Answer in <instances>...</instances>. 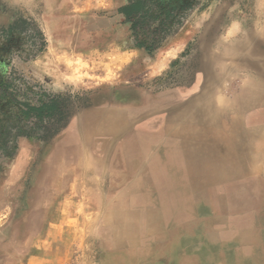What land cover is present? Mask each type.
<instances>
[{
    "label": "rangeland",
    "instance_id": "1",
    "mask_svg": "<svg viewBox=\"0 0 264 264\" xmlns=\"http://www.w3.org/2000/svg\"><path fill=\"white\" fill-rule=\"evenodd\" d=\"M118 7L116 0H0V49L3 46L1 41H6L3 30L11 24L15 26L10 40H14L16 47L4 59L6 74L12 73L17 86L27 91L26 96L18 95V98L37 102L40 98L54 96L64 105L51 118H44L39 123L31 119L29 131L35 135L16 137L11 153L0 148V264H22L36 249L34 245L40 243L39 239L51 221L67 223L65 227L74 240V254L83 249L89 252V243L93 246L92 240L97 234L93 229L116 222V216L107 206L121 202L120 189L131 179L130 175L140 173H144L140 176L155 179L162 177L168 181L169 190L180 189L183 193L180 197L165 199L168 200L165 205L186 219L179 221L174 228L171 226L169 235L164 238L161 232L167 228H159L154 240L155 252L162 248L171 258L201 255L204 257L201 264H217L216 255L225 254V250L235 254L248 248L250 264H258V256H264V96L259 102L262 109L249 108L240 117L250 126L231 130L230 120L239 118L233 110L239 106L235 99L240 90L256 81L264 84V71L254 64V60L261 57V51L254 50L250 62H242L244 55L253 50V45L264 42V0H198L181 27L153 54L134 45L129 24L120 20ZM215 12L220 16L213 17ZM205 26V36L201 37ZM33 28L39 30L45 39L42 51H37V46L32 43L33 40L39 42L34 38ZM215 29L222 37L234 38L240 34L230 42L218 40V47L212 48V52L218 54L224 53L227 44L248 41L249 33L255 35L249 38L252 42L249 41L248 47L244 44L236 55L228 56V62L235 63L233 69L236 66L251 69L238 91L234 92L237 81L243 76L240 70L228 69L221 82L223 85L217 87V103L222 105L225 101L218 126L229 137L230 147L236 149L231 164L245 166L242 175L229 184L241 186L245 193L233 194L222 188L218 194L211 186L202 188L204 182L201 180H198V187L186 190V181L176 161V144L171 141L167 143L169 146L153 151L146 143L147 147H138L142 149L140 159L130 170V160L125 159L121 167L117 163L114 166L113 159H109L111 164L107 167L93 165L91 170L73 159L75 155H83L73 144L81 137L77 129L71 128L76 116L85 113L84 124L91 128L100 112L124 113L152 107L143 95L151 98L163 96L169 101L175 96L191 94L195 72L204 54V41L212 46ZM19 43L23 48L18 47ZM28 52L33 56L26 58ZM102 97L118 101L99 102V105L111 107L89 110L95 99ZM167 101L154 103V106L166 105L165 109L171 112L176 105ZM67 126L70 130L65 134ZM190 129L188 126L187 141L180 148L215 147L209 141L199 143L188 139ZM127 130H123L126 134L123 135L126 138L123 140V154L131 145L130 129ZM181 142L183 140L180 145ZM107 146L111 151L104 152L112 158L113 143ZM93 150L94 155H100L99 150ZM241 151L242 155H239ZM150 159L152 163L144 166L145 160ZM96 169L101 172L97 174ZM189 172L193 173L191 165ZM214 178L211 176L210 179ZM186 194L195 198V208L184 209L177 205ZM217 202L225 205L217 206ZM243 202L247 204L243 206ZM228 212H234L231 219H228ZM177 216L173 218L177 220ZM29 222L36 223L37 229H29ZM219 222L243 225L239 229L240 235L231 232L236 238L234 244L220 247L213 244L211 239L216 236L215 227ZM218 235L224 237L226 234ZM243 238L244 243L239 244L237 241ZM75 258L67 264H82Z\"/></svg>",
    "mask_w": 264,
    "mask_h": 264
},
{
    "label": "crops",
    "instance_id": "2",
    "mask_svg": "<svg viewBox=\"0 0 264 264\" xmlns=\"http://www.w3.org/2000/svg\"><path fill=\"white\" fill-rule=\"evenodd\" d=\"M116 2L120 6L124 4L126 0H116ZM219 16L220 13L216 12L213 15V17ZM119 18L123 21V17L121 15H119ZM207 26L204 27L201 37L205 33ZM209 31L211 32V27L209 28ZM243 32H241V34ZM213 35L214 39H212L214 41H212V46H208L204 41L203 60L205 55L208 57L210 56L209 58L213 57L212 55H216L218 57L216 62H221V64L224 62L227 63L228 56L224 55V53L218 54L212 52V48L218 47V40L232 41L239 37L240 34L234 38H229V36L222 37L218 36L217 29H215ZM230 44H227V46ZM246 46L248 47V43ZM220 56H223L225 59L219 60ZM230 70H240L243 73V76L240 77L239 81H237V88L234 91L236 92L243 83L244 76L246 74H250L251 69H249L248 66H236L235 69L230 68ZM227 72H224V74ZM224 74L223 76H225ZM216 90L217 91L214 93V100L218 102V88ZM143 96L150 103H152V107L147 106L145 109L143 108L144 110H132L128 113L113 111L107 114L104 111L100 112L99 114L101 115L97 117V120L92 124L91 128L88 127L89 129L87 128V125L84 124V118H86L87 115L83 113L79 115L80 118H78L79 116H76L74 121L75 123L71 126V128L73 127V129H77V133L79 132L81 137L76 138V141H74L73 144L76 150L83 155H75V157L73 156V159L81 166L87 167V169L90 170L93 169V165H97L102 168L107 167L111 164L109 159H113L114 166L115 163H117L119 167H121L123 161L121 158L123 154V140L126 139L122 135L124 134L123 127L126 126L125 131L127 128L130 129V133L128 134L130 139L133 140L131 143H134L140 137H147L146 139L148 142L146 145L149 146L152 151L169 146L167 143L171 135L165 129L163 122L165 121L164 118L168 115V113H170V111L167 110L168 108L165 109L166 105H158V107L154 106V103L160 102V104H162L164 101H167V99L165 100L164 97H158V99L147 97L146 95ZM117 101L118 100L115 99L112 101V99H108L107 97H102V99H97V101L95 99L89 110H102L104 107L105 109L111 107L110 105H99V102H101V104H109ZM175 109L176 106L173 107L174 111ZM88 118L90 119V117ZM74 126H76V128ZM202 128H204V132L206 130L209 134H224L222 128L218 126V122L212 125L203 126ZM69 130L70 127L67 126L65 134ZM191 132L194 133L195 130H192ZM226 134H228V132H226ZM185 135L186 129H184L178 138L175 139L179 140V142L175 145L177 148L180 146V140H185ZM110 143H113L112 158H109L108 155L107 157L104 152L108 149L111 151L110 147L107 146ZM133 146L134 148L146 147L145 143H137ZM93 149L99 150L100 155H94L92 153V151H94ZM90 153H92L93 156H91ZM91 160L93 163H91ZM134 161L135 160H130V163ZM148 163H152V160H145L144 166L148 165ZM131 167L133 166L131 165ZM100 172L101 171H98L97 174ZM140 175H144V173L130 175L131 179L123 188L120 189L118 193L121 202L107 206L109 212L116 216V222L109 223L105 228L100 226L93 229L97 234H95L96 237H93V246L89 243V252L86 253L85 249H83L80 253L77 252V254H74L72 246L74 240L69 234L67 227H65L67 223L63 221L58 224L51 221L47 226L44 236L41 235V239H39L40 243L34 245L36 249L30 253L27 258H25L22 264H67L73 260V257H76L75 259L80 261L82 264H201L204 259L201 255H183L177 258L175 257V259L171 258L170 255H168L162 248L161 250L159 249L158 252H155L154 240L155 237H158L159 228H167L165 231L161 232V236L164 238V236L169 235L171 226L173 227L178 224L179 221L186 219L184 216L180 217L178 212H171L169 207L165 205V203L167 204L168 202V200L165 199L180 196L183 193L179 190H169L170 187H168V181L165 182L162 177L155 179L151 176L146 177ZM74 180L75 178L72 181ZM51 213L54 212H50V214ZM175 214H178V216ZM231 214L234 216V212H228V219H231ZM236 214L239 216L238 213H235V215ZM175 216H177V220L173 218ZM172 219L175 221H172ZM35 220L36 218H34V222ZM221 220L222 218L220 217V221ZM34 222H29L27 224L29 229H37V226H35L36 223ZM242 227L243 225H240V223L237 224L233 222L229 224L219 222L215 227L217 237H212L211 241L219 247L222 245L234 244L236 238L231 232H233L234 235H240L239 229ZM218 234L226 235L224 237H219ZM237 242L239 244H243L244 238ZM90 246L93 247V250L90 249ZM215 258V262H217V264H250L251 255L248 252V248L245 250L242 248L241 252H236L235 254L225 250V254H218ZM258 264H264V256H258Z\"/></svg>",
    "mask_w": 264,
    "mask_h": 264
},
{
    "label": "bare ground",
    "instance_id": "3",
    "mask_svg": "<svg viewBox=\"0 0 264 264\" xmlns=\"http://www.w3.org/2000/svg\"><path fill=\"white\" fill-rule=\"evenodd\" d=\"M254 36L255 35H252V33L251 34L249 33V36H247L248 39L246 38V40H248V41L244 40L241 42L239 41V42L231 43L230 45L225 47L224 55H227V56L236 55L237 51L240 50L242 48V46H245L247 43H249V41L252 40L249 38H252ZM262 43H261V45H259L258 43L256 45H253V50H251L252 52L250 51L248 54L244 55V59L242 60V62H244L246 64L248 62H250V60H249L250 54H252L254 52V50L256 51L258 49L259 51H261L260 52L261 57L259 58V60H254V64L257 68L264 71V42H262ZM212 56L213 57L209 58L210 56L208 57L207 55H205L204 60L202 58L203 61H201L199 69L195 72L194 85H193V89L191 90V94H187V96H184V95L178 96V97L175 96L174 98L167 101L168 103L174 102L176 105V109H175V111L173 110L174 112L171 110L172 112L168 113V115L164 118V120L166 122L164 121L163 123L165 125V129L171 135L168 141H171L174 144L179 142V140H175V139L178 138V136L180 135V133L183 132L184 129H186V134H187V127L189 126L192 128V129H190V131L195 130V132L194 133L191 132V135L188 136V139L192 140L193 142H199V143L209 141L211 143H214V145H215V147H213V148H211V147L200 148V149H186L185 147L180 148L183 146L184 143H186L187 138H185V140H183V142H181V145L178 148L176 147V150H177L176 151V161L179 162L184 181H186V183H185L186 190L188 188L194 189L195 187H198V185L200 184L199 181L201 180L204 182L202 188H208L211 186V188L217 190L218 194L221 193V192H219V190L222 188L229 189V192H232L233 194L245 193L244 189L241 188V186L237 187L235 185L229 184L235 178L240 177V175H242V173H243V169H245V166L242 163H240L239 165H236V166L231 164V163H233V151H235L236 149H234V147H230L232 145L230 144L229 137L227 135H224V134H214V135L209 134L206 131L204 132V128H202L203 126L215 124L223 116V111L225 110L223 105H224L225 101L222 103V105L217 103L214 100V96H215L214 93L217 91L216 90L217 86L220 84V82L222 81V79L224 77L223 76L224 72H226L230 68L233 69L235 66L234 61H232L230 63L224 62L221 64V62H216V60L218 59V57L216 55H212ZM196 58H197V56H196ZM224 59L225 58L223 56L219 57V60H224ZM251 61H252V59H251ZM217 94H219V93H217ZM263 96H264V84L261 83L260 81H256V82H253L251 84H248L247 87L240 90V92L237 94V97L235 99V101H237L239 106L233 110V113L236 114L239 118H237L235 120H230L231 130H234L235 127H240V128L244 129V127L250 126L245 121H243V119L240 117L242 114H246L245 112L248 111L249 108H252L251 110H255V111H259L260 109H262V107H259V105H260L259 102H260L261 98H263ZM171 109H173V108H171ZM126 113H128V112H126ZM115 117H117V116H115ZM92 119H93V117H92ZM138 122H139V120H138ZM89 126H90V123H89ZM126 127H123V130H125ZM222 127H224V126H222ZM201 128H202V130H201ZM262 131H260V132H262ZM162 136H164V135H162ZM146 138L140 137L134 143H129V145L130 144L131 145L129 147H127L126 153H124L122 155V157H121L122 159L135 160L132 163L128 162L129 170L131 168L134 169V166L138 163V161L140 159V156H139L140 151H142L141 148H138V147L134 148L133 145H136L137 143H142V144L147 143L148 141ZM131 141H133V140H131ZM90 154H91V156H93L92 153H90ZM127 154L130 155V157H127L126 156ZM239 155H242V151L240 152ZM151 159H152V157H151ZM240 160H242L241 157H240ZM102 162H104V161H102ZM91 163H93L92 160H91ZM193 164H196V166H194ZM124 165L127 166L126 163H124ZM131 165L133 167H131ZM189 165H191L193 173L189 172ZM164 172H166V171L164 170ZM207 176H209L208 179L206 178ZM211 176H213L215 178L210 179ZM181 180H182V178H181ZM188 180H189V182L187 183ZM254 189H257L256 186L254 187ZM225 194H230V193H225ZM231 196H232V194H231ZM216 204H217V206L221 205L222 207L225 205V203H223V202H221V203L217 202ZM246 204H247L246 202L242 203L243 206H245ZM177 205L183 206L184 209L186 207L191 208V209L195 208L196 207L195 198L193 196H189L186 194L185 197L180 198L178 200Z\"/></svg>",
    "mask_w": 264,
    "mask_h": 264
},
{
    "label": "trees",
    "instance_id": "4",
    "mask_svg": "<svg viewBox=\"0 0 264 264\" xmlns=\"http://www.w3.org/2000/svg\"><path fill=\"white\" fill-rule=\"evenodd\" d=\"M198 0H126L117 8V13L123 17V22L129 24V30L134 39V45L148 54L158 51L167 38L173 35L183 24V21L193 10ZM34 29V28H33ZM15 26L11 24L3 30L6 41H1L0 49V148L11 153L13 143L18 136H33L29 131L31 119L41 122L44 118H51L56 111L64 108L54 96L37 102L22 101L18 95L26 96V89L19 88L12 73L6 74L4 59L13 48L14 40H10ZM34 31L33 40L37 51H42L46 45L43 34ZM33 38V39H34ZM19 48H23L20 46ZM33 56L29 52L25 54Z\"/></svg>",
    "mask_w": 264,
    "mask_h": 264
}]
</instances>
